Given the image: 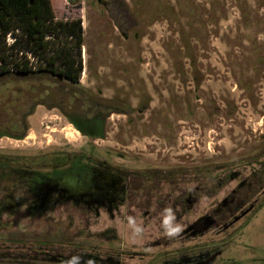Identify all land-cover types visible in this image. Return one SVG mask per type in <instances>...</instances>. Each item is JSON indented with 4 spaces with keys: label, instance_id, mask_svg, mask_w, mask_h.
I'll use <instances>...</instances> for the list:
<instances>
[{
    "label": "rangeland",
    "instance_id": "rangeland-1",
    "mask_svg": "<svg viewBox=\"0 0 264 264\" xmlns=\"http://www.w3.org/2000/svg\"><path fill=\"white\" fill-rule=\"evenodd\" d=\"M113 1L51 0L56 19L81 21L79 79L1 83L0 131L39 105L23 139L0 138V155L41 165L56 151L81 152L130 177L119 175L110 198L113 188L85 168L71 173L80 188L96 184L85 200L42 204L40 189L60 172L0 174V264H264V187L253 197L261 206L234 214L245 216L232 227L190 228L242 180L255 183L241 166L236 180L213 181L264 150V0ZM88 99L119 110L101 138L64 116L84 113ZM188 193L197 197L189 208Z\"/></svg>",
    "mask_w": 264,
    "mask_h": 264
},
{
    "label": "trees",
    "instance_id": "trees-1",
    "mask_svg": "<svg viewBox=\"0 0 264 264\" xmlns=\"http://www.w3.org/2000/svg\"><path fill=\"white\" fill-rule=\"evenodd\" d=\"M113 2L115 3V0ZM121 6H123L122 3ZM117 11L122 10L119 8ZM121 15L126 17L127 13L124 12ZM8 36L12 38L10 43L7 42ZM82 43L83 32L80 19L70 21L56 19L51 0H0V84L9 78L13 80H24L29 77L42 79L46 74L75 84L78 82L82 69ZM20 52L22 53L19 54ZM27 53L30 54V57L26 55ZM27 58H33L35 61L31 62ZM33 66H36L35 69ZM37 105L39 104L31 105L22 114L14 124L12 133L0 131V138L23 139L28 129L26 119L33 114ZM84 105H86L84 113L77 115L64 113V116L82 136L101 138L103 136L101 126H103L104 120L119 110L106 103H96L90 99ZM44 158L40 165L30 161L21 162L18 157L0 155V170L2 172L17 170L19 173L34 175L39 172L40 169L38 168L40 167L48 172H60L57 175L62 173L70 175L74 171L79 172L87 168L95 176L99 175V180L103 182H106L107 178L118 180L119 175L125 178L130 177L124 171L110 169L104 163L97 164L98 167L93 166L91 158L81 152L56 151L50 156L44 155ZM240 162L243 164L236 166L237 169H234L233 172L227 171L221 180L216 179L213 183L215 182L214 184L220 188L223 184L236 180L240 175L238 169L240 166L250 168L251 178L255 183L250 185L245 179L242 180L237 188L231 192L228 199L218 204L214 211V217H205L190 228L197 229V232L212 228H219L223 231L232 227L241 216H245L243 213L236 218L234 214L242 213L243 210L247 209L250 215L261 206L263 200L253 197L264 187V150L246 159H241ZM188 182L191 181L188 180ZM192 182H196L197 190L201 191L208 188V193L212 192V183H201L200 178H195ZM117 185L118 181L112 191L118 190ZM118 191L120 192V190ZM237 191H243V199L236 197ZM188 194L191 195L188 197L189 208L197 202V197Z\"/></svg>",
    "mask_w": 264,
    "mask_h": 264
},
{
    "label": "flooded vegetation",
    "instance_id": "flooded-vegetation-1",
    "mask_svg": "<svg viewBox=\"0 0 264 264\" xmlns=\"http://www.w3.org/2000/svg\"><path fill=\"white\" fill-rule=\"evenodd\" d=\"M7 172V171H6ZM5 171H1L0 170V174L2 173H6ZM14 171L9 170L6 174L7 176L10 175L11 173H13ZM75 172V171H74ZM5 174V175H6ZM82 178V177H81ZM111 179V184H107V181L104 183H101L100 186H104L107 188V190H111L112 188L114 189L116 186V180L112 178ZM109 179V180H110ZM81 180H80V176L79 175H65V174H60V175H56L55 177H53L51 179L50 184L47 183V185H45L44 189L43 187L40 189V195L38 197L39 203L41 201V203L43 204L44 202H48L49 200L47 199L48 196L54 195L55 196V200L61 197H72V198H78V199H82L85 200V198L89 195L84 194V192L86 191V193H91V189L90 188H94L93 186L96 184H92V183H87L88 185L84 188H80L79 186H81ZM49 185H51V192L47 191L49 188ZM108 190V191H109ZM108 193V192H107ZM112 193L113 191H110V198L112 197ZM109 195V194H108ZM68 197V198H69ZM103 198V196L101 198H97L99 200L96 199V201L100 203V201ZM42 206L38 207L37 209L35 207L32 206H27V207H23L25 208L26 211H37L41 208ZM21 208V207H20Z\"/></svg>",
    "mask_w": 264,
    "mask_h": 264
},
{
    "label": "built area",
    "instance_id": "built-area-1",
    "mask_svg": "<svg viewBox=\"0 0 264 264\" xmlns=\"http://www.w3.org/2000/svg\"><path fill=\"white\" fill-rule=\"evenodd\" d=\"M36 66H33V69H35Z\"/></svg>",
    "mask_w": 264,
    "mask_h": 264
}]
</instances>
